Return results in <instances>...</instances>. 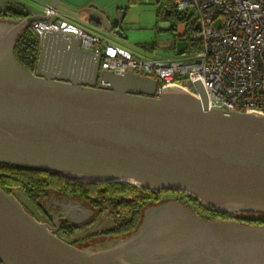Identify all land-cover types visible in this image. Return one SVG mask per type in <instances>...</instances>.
Masks as SVG:
<instances>
[{
    "label": "water",
    "instance_id": "water-1",
    "mask_svg": "<svg viewBox=\"0 0 264 264\" xmlns=\"http://www.w3.org/2000/svg\"><path fill=\"white\" fill-rule=\"evenodd\" d=\"M86 9L125 37L123 16ZM46 18H0V162L92 183L183 190L228 214L264 212V114L210 107L200 81V97L178 86L158 94L155 78L101 68L102 52L83 48L69 32L46 31L31 70L15 45L33 20ZM174 206L147 207L142 230L92 249L59 236L0 186V261L264 264L263 224L208 220Z\"/></svg>",
    "mask_w": 264,
    "mask_h": 264
},
{
    "label": "built area",
    "instance_id": "built-area-1",
    "mask_svg": "<svg viewBox=\"0 0 264 264\" xmlns=\"http://www.w3.org/2000/svg\"><path fill=\"white\" fill-rule=\"evenodd\" d=\"M167 1L200 23L182 57L141 58L63 18L57 6L29 26L40 37L48 30L75 34L83 48L102 52L101 68L151 76L158 94L178 86L200 97V81L210 107L264 114V0Z\"/></svg>",
    "mask_w": 264,
    "mask_h": 264
},
{
    "label": "trees",
    "instance_id": "trees-1",
    "mask_svg": "<svg viewBox=\"0 0 264 264\" xmlns=\"http://www.w3.org/2000/svg\"><path fill=\"white\" fill-rule=\"evenodd\" d=\"M134 1L129 0V4ZM162 1L170 4L165 10L161 11L162 16H167V10H170L171 14L173 6L170 1ZM22 5L24 8L27 7L24 3ZM128 6H123L119 11L123 10L125 14ZM176 15V21L186 23L187 30L184 36L186 40L185 51H189L191 50V46L188 39L193 31L196 30V20L193 14H179L176 12ZM28 16H30L28 10L22 12L17 11L16 14H0V18L10 20H21ZM98 22L102 23L101 20H98ZM170 31L176 34L174 27ZM40 49L41 37L30 26L22 30L15 45L17 59L27 68L35 70ZM0 186L8 193L16 194L17 190L22 191L38 210L49 216L53 212L60 210L54 201L60 195H66L88 204L95 211L91 219L92 221H96L103 214L105 205L109 202L117 209L115 214L118 217V223L115 228L106 230L108 233L125 232L126 237L138 229L143 220L145 209L150 204L158 203L162 200V198H159V194L161 193H178L180 200L208 220L236 219L246 224L264 225V212L241 211L236 214H228L202 202L195 195L183 190L147 189L123 180L92 183L71 179L63 176L59 172L23 167L11 163L0 162ZM24 205L36 216L30 207L25 203ZM75 230L76 228L73 227L69 233L72 234ZM0 263L3 264L1 261Z\"/></svg>",
    "mask_w": 264,
    "mask_h": 264
},
{
    "label": "rangeland",
    "instance_id": "rangeland-1",
    "mask_svg": "<svg viewBox=\"0 0 264 264\" xmlns=\"http://www.w3.org/2000/svg\"><path fill=\"white\" fill-rule=\"evenodd\" d=\"M28 1L29 0H0V6L11 4L14 5L16 9H19V5L22 3L30 5ZM126 5L129 6L126 9L124 16L122 13L123 21L120 23V27L123 29L125 37L118 36L116 33L108 30L106 27L96 28L92 26L87 21V16L83 14V11L71 10L62 4H59V7L63 17H65V19L68 21L89 32L97 34L106 42L131 51L133 54L141 58H153L154 56L167 58L185 55V39L183 37L174 35V33L168 28L156 26L158 10L161 9L157 0H135L130 4L127 2ZM116 13H118L117 10H114L112 15L114 18ZM118 16L121 17V13H118ZM141 42H153L156 44V47L153 50L146 49L140 45ZM16 195L23 203H25L28 207H30V209L34 211L39 220L46 222L47 219L45 214L38 210L22 191L17 190ZM173 196L175 195L169 193L159 194V198ZM116 210L117 209L108 202L105 205L103 214L98 219H96L92 225L78 231L74 237L66 238V236L64 237L60 233H58V235L67 241H72L75 238H81L84 236L89 237L90 235L88 234L91 232H98V230L103 232L115 223V217L118 218L115 214ZM244 211L250 212L252 210ZM60 212V210L55 211L53 216L59 215ZM236 213L234 212V214Z\"/></svg>",
    "mask_w": 264,
    "mask_h": 264
},
{
    "label": "flooded vegetation",
    "instance_id": "flooded-vegetation-1",
    "mask_svg": "<svg viewBox=\"0 0 264 264\" xmlns=\"http://www.w3.org/2000/svg\"><path fill=\"white\" fill-rule=\"evenodd\" d=\"M166 194V193H165ZM175 196L173 197H166L162 198L158 203L150 204L148 207H156L161 206L162 204H166L172 207H175L174 205H178V203H182L186 205L182 200L179 199L178 193H173ZM54 201L57 203V206L60 208L61 212L59 215H55V212L49 216L48 214H45L46 216V222L50 223L52 228L56 229V233L62 234V236L67 237H74L75 234L80 231L81 229H84L90 225H92L95 221H92V217L95 213V211L86 203L83 201L68 197L66 195H60L54 199ZM189 207L188 205H186ZM177 207V206H176ZM190 208V207H189ZM192 209V208H191ZM193 210V209H192ZM195 211V210H194ZM196 212V211H195ZM199 214V213H198ZM144 217V216H143ZM118 218L115 217V223L109 227L108 229H113L116 227L118 221ZM144 220V219H143ZM142 220V222H143ZM140 226H142V223ZM139 226V227H140ZM75 227L76 230L70 234L69 231L72 230V228ZM138 227V228H139ZM140 229H143L140 227ZM96 232V233H95ZM91 232L88 236H84L81 238H75L72 241H69L75 245L81 246V247H88L92 249H101L109 247L110 245L126 238L125 232L122 233H108L107 230H104L101 232L100 230ZM91 241H90V240ZM85 243V244H84Z\"/></svg>",
    "mask_w": 264,
    "mask_h": 264
},
{
    "label": "crops",
    "instance_id": "crops-1",
    "mask_svg": "<svg viewBox=\"0 0 264 264\" xmlns=\"http://www.w3.org/2000/svg\"><path fill=\"white\" fill-rule=\"evenodd\" d=\"M63 1L67 4V5L62 4L66 8L71 9V10H76V11H83V14L87 16V19H88L87 21L96 28L104 27L102 23L98 22V20L102 21V19L98 14H96L92 10L86 9L87 6H91L93 8L99 7L111 15H113L114 10H117V12L121 13V16H122L123 10L119 11V9L122 8L123 6H126L127 2H129V0H63ZM157 2L160 4L161 9L158 10L156 26H159L161 28H168V29H171L172 27H174L175 32H176V34L174 35L184 38L186 34V30H187L186 23L182 21H176L177 15L174 10V7H173V11L171 12V14L170 13L167 14L168 17L162 16L161 11L165 10L166 7L170 4H167L163 2L162 0H157ZM28 3L30 5L25 4L27 6L26 8H24L22 4L19 5V9H16V7L11 4L0 6V14H4V13L16 14L17 11L22 12V11L28 10L30 12V15L31 14L45 15L46 7L51 5L50 0H29ZM57 7L60 10V16L63 17L59 5H57ZM73 8H76V9H73ZM140 45L143 48L151 49V50L155 49L156 47V44H154L153 42H141ZM187 52L188 51H185V54ZM182 56L184 55L177 56V57H182Z\"/></svg>",
    "mask_w": 264,
    "mask_h": 264
},
{
    "label": "bare ground",
    "instance_id": "bare-ground-1",
    "mask_svg": "<svg viewBox=\"0 0 264 264\" xmlns=\"http://www.w3.org/2000/svg\"><path fill=\"white\" fill-rule=\"evenodd\" d=\"M131 183H132V181H131Z\"/></svg>",
    "mask_w": 264,
    "mask_h": 264
}]
</instances>
